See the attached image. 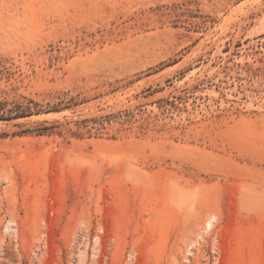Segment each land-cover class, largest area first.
<instances>
[{
  "label": "rangeland",
  "instance_id": "374dc122",
  "mask_svg": "<svg viewBox=\"0 0 264 264\" xmlns=\"http://www.w3.org/2000/svg\"><path fill=\"white\" fill-rule=\"evenodd\" d=\"M0 102V264H264V0H0Z\"/></svg>",
  "mask_w": 264,
  "mask_h": 264
},
{
  "label": "trees",
  "instance_id": "16d2710c",
  "mask_svg": "<svg viewBox=\"0 0 264 264\" xmlns=\"http://www.w3.org/2000/svg\"><path fill=\"white\" fill-rule=\"evenodd\" d=\"M52 110H58V109L53 108ZM39 111L40 110H36L35 112H33L28 107H22L21 105H17L16 107L4 110V108L2 107V103L0 102V119L22 117L32 113H38Z\"/></svg>",
  "mask_w": 264,
  "mask_h": 264
},
{
  "label": "bare ground",
  "instance_id": "6f19581e",
  "mask_svg": "<svg viewBox=\"0 0 264 264\" xmlns=\"http://www.w3.org/2000/svg\"><path fill=\"white\" fill-rule=\"evenodd\" d=\"M56 114V113H55ZM49 115V114H48ZM208 225H210V222H208Z\"/></svg>",
  "mask_w": 264,
  "mask_h": 264
}]
</instances>
